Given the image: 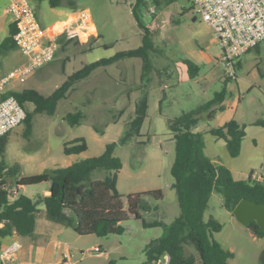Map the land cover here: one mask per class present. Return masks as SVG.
Masks as SVG:
<instances>
[{
	"label": "rangeland",
	"instance_id": "1",
	"mask_svg": "<svg viewBox=\"0 0 264 264\" xmlns=\"http://www.w3.org/2000/svg\"><path fill=\"white\" fill-rule=\"evenodd\" d=\"M146 1L147 7L140 6L138 11L141 23L152 33L150 57L157 78L155 82L148 81L149 110L141 134L124 144L119 142L134 116L145 81L140 76L142 58L129 57L99 67L76 83L68 96L59 101L54 114L35 113L29 137L24 135L25 123L14 128L0 161L4 158L6 165L15 169L17 177L29 176L98 156L108 143L117 142L115 155L123 164L117 187L125 208L130 195L161 189V200L152 194L143 196L142 201L157 208L142 213L148 221L161 220L168 224L180 213L171 174L176 143L168 119L213 101L217 93L223 94L222 98L202 114L204 122L200 125L206 137V154L230 168L236 178H247L252 171L264 176V126L258 124L264 121V40L239 57L237 78L228 79L219 62L221 47L214 29L203 21L191 0H160V5ZM8 3L0 0V44L9 34L10 15L4 12ZM30 3L45 26L66 19L70 12L87 9L99 36L89 38L85 45L77 39L71 40L68 47L72 57L65 58L68 50L60 48L61 53L55 60L36 68L25 82L13 83L11 89L34 88L49 95L85 64L142 44L144 28L133 11L136 0H64L59 7H52L49 0H30ZM60 25L57 23L56 27ZM25 60L18 47L0 52V79ZM191 63L196 66L193 73L189 70ZM24 107L34 109L32 103ZM78 110L85 116L80 124L73 126L64 117ZM230 119L244 125L246 131L237 157L230 155L224 139L208 132ZM79 137L86 140L87 150L66 154L65 142ZM47 184L28 186L26 192L37 198ZM211 216L222 224L214 238L234 253L228 264H261L264 237H257L248 225L238 221L223 206L222 196L217 192L212 194L205 212L206 220ZM121 225V233L82 236L83 252L79 251V257L83 259L77 264H107L112 259L122 264L142 263L146 261L148 245L165 233L164 226L145 227L136 218L125 220ZM96 245L105 251L101 256L90 251ZM190 253L197 257L195 264H201L195 249L186 246V254Z\"/></svg>",
	"mask_w": 264,
	"mask_h": 264
},
{
	"label": "trees",
	"instance_id": "2",
	"mask_svg": "<svg viewBox=\"0 0 264 264\" xmlns=\"http://www.w3.org/2000/svg\"><path fill=\"white\" fill-rule=\"evenodd\" d=\"M64 0H49L52 7L61 6ZM160 5V0H152ZM147 7L146 0H136L133 8L139 25L144 28L143 41L134 49L118 51L110 57L100 58L70 74L67 79L51 94L44 95L39 90L30 88L23 90L8 89L1 93V98L15 95L25 106L32 103L34 109L26 108L27 116L24 135L32 134V118L35 113L54 114L60 100L66 98L76 83L87 78L102 66H108L121 59L140 57L143 61L142 97L137 101L133 118L127 123L120 143H126L131 137L141 134L143 123L148 116L149 84L148 75L152 69L150 52L153 50L152 33L140 21L139 8ZM16 32L15 23L9 24V34L0 44V52L16 48L13 39ZM68 39L65 35L59 38L62 46ZM238 64V63H237ZM196 66L190 64L193 73ZM223 94L204 105L183 112L168 119V126L176 143L175 159L171 167L174 178L172 188L175 189L180 213L171 223L161 220L148 221L142 211L156 209L143 196L152 194L157 200L163 198L161 189L130 195L128 208H125L122 194L119 192L118 173L123 164L115 155L117 142L106 145L105 150L98 156L84 158L64 167L29 176L16 177L15 169L0 161V238L18 234L32 235L35 232L37 220L44 205L46 218L66 227L73 228L79 235L96 234L106 236L115 228L123 232L121 223L125 220L141 219L145 227L164 226L165 233L154 239L146 248V261L139 264H155L165 254L170 255L169 264H195V253L186 254V246H192L198 253L201 264H228L234 253L222 247L214 238V233L222 229V224L213 216L205 219L209 201L214 192L223 199V206L234 212L236 205L242 199H250L264 203V182L247 178H236L234 172L223 163L210 158L206 152L205 133L196 131L202 120V114L217 104ZM84 112L78 110L65 115L64 119L71 125H78L84 118ZM264 126V121H258ZM217 138L224 139L232 157L239 156L242 141L246 135L245 126L235 119H230L222 126L208 130ZM9 135L0 137V156H4L9 144ZM88 145L83 137L65 142L64 152L68 155L79 154L87 150ZM99 172V173H98ZM253 172V171H252ZM103 173L102 176L96 175ZM42 183L49 184V194H39L32 198L22 192L28 186ZM248 227L257 237H264V230L257 220H252ZM107 264H122L112 259Z\"/></svg>",
	"mask_w": 264,
	"mask_h": 264
},
{
	"label": "built area",
	"instance_id": "3",
	"mask_svg": "<svg viewBox=\"0 0 264 264\" xmlns=\"http://www.w3.org/2000/svg\"><path fill=\"white\" fill-rule=\"evenodd\" d=\"M4 12L15 23L13 39L26 60L0 79V137L24 122L25 107L15 95L1 98L13 83H23L36 68L57 58L62 44L59 38L80 39L92 24V14L85 9L73 19L66 18L48 26L43 25L30 0H8ZM204 22L214 29L221 47L219 62L228 79L237 78V60L264 40V0H191ZM57 23L61 24L59 27ZM264 182L258 172L249 175ZM4 222H0V227ZM94 254L105 253L99 245L90 249ZM18 246L0 244V264H12L18 259ZM169 264L170 255L160 257L155 264Z\"/></svg>",
	"mask_w": 264,
	"mask_h": 264
},
{
	"label": "crops",
	"instance_id": "4",
	"mask_svg": "<svg viewBox=\"0 0 264 264\" xmlns=\"http://www.w3.org/2000/svg\"><path fill=\"white\" fill-rule=\"evenodd\" d=\"M76 14H77L76 11L70 12L67 18L73 19L76 17ZM9 23H11V18L9 19ZM83 34H85V36H83ZM83 34L81 35L80 39H77L80 41L79 43L81 45H85L89 41V38L94 36L96 37L99 36L97 27L93 23V19L89 30L87 32H84ZM66 43H64V45L61 46V51L67 48L68 51L66 54L67 56L65 58H68V56L72 57V53H71L72 50L69 49L68 47L69 43L68 42ZM135 58H139V57H135ZM153 68L154 67L152 65V69L148 75V79L150 83L155 82L157 78L155 77L157 72L153 71ZM153 72H155V74H153ZM142 73H143V61H142V70L140 73L141 78H142ZM203 122L204 120H201L199 126L196 128V131L201 130L200 125ZM203 126H205V123ZM22 192L27 194L26 187L22 189ZM49 193H50L49 184H47L46 187H44L42 194H49ZM0 244L2 246H10V245L18 246L19 257L12 264H77L79 261L83 259V257H79V251L80 253L83 252L82 250L83 248L81 246L82 235H79L71 227H66L59 223L47 219L45 215V208H41V212L39 214L36 224V229L32 235L21 236L18 234H13L10 236L2 237L0 238ZM102 254H96V255L101 256ZM107 255L108 254H106V256Z\"/></svg>",
	"mask_w": 264,
	"mask_h": 264
},
{
	"label": "water",
	"instance_id": "5",
	"mask_svg": "<svg viewBox=\"0 0 264 264\" xmlns=\"http://www.w3.org/2000/svg\"><path fill=\"white\" fill-rule=\"evenodd\" d=\"M233 214L244 225H248L252 220H257L264 230V203H258L250 199H242L235 207ZM116 229L112 228L111 232ZM261 264H264V252L260 257Z\"/></svg>",
	"mask_w": 264,
	"mask_h": 264
}]
</instances>
